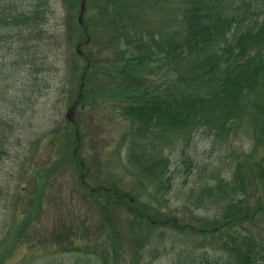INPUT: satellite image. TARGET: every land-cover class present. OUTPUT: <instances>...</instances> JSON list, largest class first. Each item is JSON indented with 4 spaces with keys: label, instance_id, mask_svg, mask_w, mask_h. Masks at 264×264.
I'll return each instance as SVG.
<instances>
[{
    "label": "rangeland",
    "instance_id": "1",
    "mask_svg": "<svg viewBox=\"0 0 264 264\" xmlns=\"http://www.w3.org/2000/svg\"><path fill=\"white\" fill-rule=\"evenodd\" d=\"M85 2L80 26L79 0H24L44 15L39 42L28 45L30 63L22 59L27 31L17 30L10 49L0 47V264H230L216 235L191 228L225 206L243 207L254 216L245 231L257 245L264 240V214L254 211L264 184L256 186L244 162L250 122L227 137L162 126L133 135L136 124L121 112L134 97L123 77L137 75L150 95L180 79L174 69L183 65L164 53L129 62L135 44L155 48L152 40L178 28L179 0ZM85 70L72 124L65 113ZM156 161L160 174L148 176L144 166ZM122 198L140 215L117 203Z\"/></svg>",
    "mask_w": 264,
    "mask_h": 264
},
{
    "label": "trees",
    "instance_id": "2",
    "mask_svg": "<svg viewBox=\"0 0 264 264\" xmlns=\"http://www.w3.org/2000/svg\"><path fill=\"white\" fill-rule=\"evenodd\" d=\"M103 1L113 5L119 2L130 4V0ZM136 1L141 3L143 0ZM23 2L0 0V47L10 49L17 30L27 31L21 34L22 50H26L22 59L26 58L29 64L28 45L32 41L35 45L39 42L44 15L37 4L27 9ZM178 6V28L152 40L155 48H151L144 40L135 44L138 52L129 62L134 66L145 61L152 62L157 54L164 53L167 62L176 64V67L178 64L183 65L182 71L174 69L177 77L180 73V79H171L170 87L164 90L163 95H150L148 85L145 83V86L137 75L128 72L123 77V83H126L125 89L132 92L134 97L130 98V104L124 106L121 112L136 124L133 131L135 136H141L149 128L162 126L174 131L201 129L209 135L213 132L216 136L227 137L236 132L243 120L250 122L253 143L244 162L256 186L262 190L264 22L261 15L264 0H179ZM113 16L117 17L116 14ZM179 83L193 90L180 94L177 91L179 88H175ZM73 160L77 161L76 157ZM134 162L139 165V155ZM240 163L234 171L233 176L236 178L240 177L243 167V163ZM153 165L144 166V171L148 176L157 177L160 174L157 172L160 162L156 161ZM243 184L239 185L242 190ZM127 202V199L122 198L117 203L139 216L138 208L131 207ZM223 209L224 214L217 218H200L199 221L203 222L201 229H191L196 234L216 235L222 251L230 255V264H264V240L257 245L244 227V223L253 221L252 213L249 215L248 209L243 207L226 209L225 206ZM254 209L263 215L264 202ZM102 210L105 211V208Z\"/></svg>",
    "mask_w": 264,
    "mask_h": 264
},
{
    "label": "water",
    "instance_id": "3",
    "mask_svg": "<svg viewBox=\"0 0 264 264\" xmlns=\"http://www.w3.org/2000/svg\"><path fill=\"white\" fill-rule=\"evenodd\" d=\"M84 8H85V2L82 0L81 1V4H80V15L78 17V22L81 24L82 23V15H83V11H84ZM78 52H80V50L78 49ZM74 107L75 106H72L71 108L68 109V112L66 113V117L70 120V121H73V111H74Z\"/></svg>",
    "mask_w": 264,
    "mask_h": 264
}]
</instances>
